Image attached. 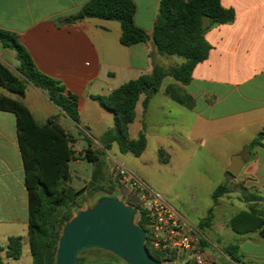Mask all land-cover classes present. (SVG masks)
I'll return each instance as SVG.
<instances>
[{
  "label": "crops",
  "instance_id": "crops-1",
  "mask_svg": "<svg viewBox=\"0 0 264 264\" xmlns=\"http://www.w3.org/2000/svg\"><path fill=\"white\" fill-rule=\"evenodd\" d=\"M90 1L0 0V29L16 34L37 69L77 96L80 123L73 122L45 92L32 84L27 85L26 95L22 98L1 86L0 94L21 101L40 125L56 118L70 135L71 146L76 141L75 146L81 149L79 151L90 150L97 158L92 163L96 168L91 171L90 179H99L102 184L110 178L114 179L112 169L114 163L120 160L112 154L116 144L110 150L101 144L105 133L114 128L113 115L91 96L109 95L128 81L151 74L154 65L172 66L164 62L153 43L161 0H133L136 5L135 24L147 33L149 40L130 47L120 43L119 22L77 18ZM221 4L235 11V20L208 28L205 38L211 50L208 58L193 70L191 82L181 85L166 77L155 93L174 102L176 109L171 105L167 107L178 115V119L168 125L175 129L171 130L174 136L161 135L165 144L161 150L167 148L170 154L161 155L170 162L172 155L184 152L193 134L202 135V140L237 134L241 149L232 157L241 155L245 165L240 174L234 176L238 178L228 180L225 185L228 192L221 198L235 194L242 208L224 216L218 223L215 220L205 234L199 230L198 237L213 264H264V237L260 232L237 233L230 227V221L241 212H250L264 220V140L260 146L250 148L251 142L264 133V0H221ZM0 64L15 73L19 66L16 53L4 48L1 43ZM168 86L180 87L190 95L194 100L193 108L171 99L166 94ZM155 94L146 109L143 108L145 96L138 101L136 118L129 128L131 139H136L141 132L147 139ZM134 124L139 125L136 138L131 136ZM72 149L74 160L71 163L78 164L81 162L76 160L79 152L75 153L74 146ZM100 164L104 168H100ZM230 164L231 160L223 169L225 173ZM72 184L70 187L74 189ZM127 199L130 200L129 196ZM211 209L217 211L218 207L214 203L207 214ZM28 219L29 197L17 138L16 116L0 111V230L7 231V238L19 236V233H9L8 230L19 226L28 229ZM210 230H216L214 236ZM229 236L233 241L226 240ZM231 246L237 247L239 262L226 256L224 251Z\"/></svg>",
  "mask_w": 264,
  "mask_h": 264
},
{
  "label": "trees",
  "instance_id": "trees-1",
  "mask_svg": "<svg viewBox=\"0 0 264 264\" xmlns=\"http://www.w3.org/2000/svg\"><path fill=\"white\" fill-rule=\"evenodd\" d=\"M135 12L133 0H92L81 9L77 18L119 22L120 43L130 47L149 40L147 33L135 24ZM234 20L235 11L224 8L221 0H161L153 43L159 54L177 56L183 58L184 62L169 68L154 65L151 74L130 80L109 95L91 96L114 118V128L105 133L101 139L102 146L110 150L116 144L121 153L140 157L147 146L146 136L141 132L136 139H131L129 128L136 118V106L141 96H145L143 108L146 109L152 95L159 91L166 77L173 78L181 85L189 84L195 67L209 56L211 46L205 38L208 28ZM0 43L4 48L13 50L19 62L16 73L0 64V86L22 98L26 95L27 85L32 84L45 92L73 122L79 124L77 96L67 92L59 81L37 69L16 34L0 29ZM166 94L189 109L194 106L193 98L180 87L168 86ZM0 111L16 116L17 138L29 197L28 237L33 264H55L63 227L82 209L78 199L85 193V189L75 191L65 186L71 180L70 163L74 160L71 137L56 118L40 125L21 101L1 94ZM263 140L264 133H261L251 142L250 148L260 146ZM83 159L89 163L97 161L90 150L86 151ZM227 192V186H219L213 194L214 203ZM103 196L117 197L112 192ZM127 205L138 209L136 224L148 234L140 209L131 203ZM212 222L211 209L200 223L199 230L210 227ZM230 227L237 233L259 231L264 237V220L250 212L239 213L230 221ZM146 247L154 259L163 264H173L174 258L165 259L161 253L150 248L148 241ZM237 251V247L231 246L224 252L229 259L239 262ZM2 252L8 259L19 260L23 252L21 238L9 237L7 247H0V254ZM0 264L3 263L0 261Z\"/></svg>",
  "mask_w": 264,
  "mask_h": 264
},
{
  "label": "rangeland",
  "instance_id": "rangeland-1",
  "mask_svg": "<svg viewBox=\"0 0 264 264\" xmlns=\"http://www.w3.org/2000/svg\"><path fill=\"white\" fill-rule=\"evenodd\" d=\"M162 56L164 62H168L169 66H177L184 62L183 58L177 56ZM3 92L8 93L4 90ZM155 96L156 99L150 111L152 121L147 127V147L144 153L140 157H136L131 153L123 154L119 151L118 146H115L112 149V154L123 163L129 172L142 180L155 194L162 197L183 218L195 226L199 233L200 223L208 216L207 211L214 206L213 192L219 186H225L228 180L238 178L225 173L223 169L225 165L227 167L230 163L232 154L240 151V140L237 139V134L210 140H202V135L193 134L188 139V147L184 152L172 155L171 161L167 162L162 155L170 153L167 148L161 150L164 147L163 145H165L161 141V135L166 133L170 137L174 136L171 131L173 128L168 125L172 120L178 119V115L173 110L170 112L167 106L171 105L176 109L175 106L177 105L174 102L167 101L168 99H164L158 93ZM138 128L139 125L134 124L131 129L132 137L136 138L139 133ZM94 137L97 136L94 134ZM74 143L76 145V141ZM75 145H73L75 153L79 152L76 160L79 159L81 162L78 164L71 163L70 167L73 176L71 175L70 182L65 184V186L70 187V184L73 183L75 191L85 189V193L78 199V203H81L80 205L82 206L81 210L95 205L98 200L97 193L108 194L112 192L122 202L131 203V200L127 199L125 189L115 179L110 178V180L102 182V184L99 179H90L91 171L96 166L83 160L86 150L82 149V151H79L81 150L79 149L80 147ZM100 168H104V165L100 164ZM95 189H98V191ZM99 189L102 191L99 192ZM235 196L233 194L218 200L215 204L218 209L213 211L212 225L215 220L218 223L224 216L234 214L242 208V204L237 201ZM206 230L207 227L200 231L205 234ZM8 232L19 233L18 237L21 238L23 245L22 256L19 260H13L8 259L5 253L2 252L0 261L3 264H33L28 229L19 226L15 230H8ZM215 232L216 230H210L212 236H214ZM228 232L232 234L230 230ZM6 233L7 231L2 232L0 230V247L3 248L8 245ZM230 238L229 236L226 240L233 241ZM79 258L82 260L81 264H125L112 253L96 248L81 252Z\"/></svg>",
  "mask_w": 264,
  "mask_h": 264
},
{
  "label": "water",
  "instance_id": "water-1",
  "mask_svg": "<svg viewBox=\"0 0 264 264\" xmlns=\"http://www.w3.org/2000/svg\"><path fill=\"white\" fill-rule=\"evenodd\" d=\"M244 165L243 157L235 155L227 171L238 176ZM137 214V208L118 197L98 198L64 225L55 264H81L79 254L92 248L110 252L125 264H163L148 252L147 233L136 224Z\"/></svg>",
  "mask_w": 264,
  "mask_h": 264
},
{
  "label": "built area",
  "instance_id": "built-area-1",
  "mask_svg": "<svg viewBox=\"0 0 264 264\" xmlns=\"http://www.w3.org/2000/svg\"><path fill=\"white\" fill-rule=\"evenodd\" d=\"M112 173L131 204L142 212L148 230L146 243L152 250L165 259L174 258L173 264H213L205 254L195 226L121 162L114 163Z\"/></svg>",
  "mask_w": 264,
  "mask_h": 264
}]
</instances>
